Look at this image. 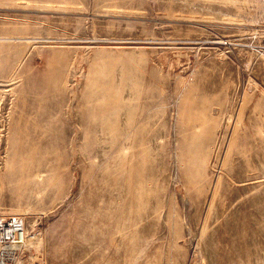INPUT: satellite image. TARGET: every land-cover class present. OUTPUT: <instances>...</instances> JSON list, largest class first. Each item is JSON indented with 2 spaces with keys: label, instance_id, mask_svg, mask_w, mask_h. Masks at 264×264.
<instances>
[{
  "label": "rangeland",
  "instance_id": "374dc122",
  "mask_svg": "<svg viewBox=\"0 0 264 264\" xmlns=\"http://www.w3.org/2000/svg\"><path fill=\"white\" fill-rule=\"evenodd\" d=\"M0 133L21 264H264V0H0Z\"/></svg>",
  "mask_w": 264,
  "mask_h": 264
},
{
  "label": "built area",
  "instance_id": "2783aa9c",
  "mask_svg": "<svg viewBox=\"0 0 264 264\" xmlns=\"http://www.w3.org/2000/svg\"><path fill=\"white\" fill-rule=\"evenodd\" d=\"M27 235L26 222L23 218H0V264L17 263Z\"/></svg>",
  "mask_w": 264,
  "mask_h": 264
},
{
  "label": "bare ground",
  "instance_id": "6f19581e",
  "mask_svg": "<svg viewBox=\"0 0 264 264\" xmlns=\"http://www.w3.org/2000/svg\"><path fill=\"white\" fill-rule=\"evenodd\" d=\"M4 131V130H3ZM1 132H2V130H1ZM3 133H5V132H3ZM1 134V133H0ZM4 135V134H3ZM0 139H2L1 137H0ZM1 142V141H0ZM5 158V157H4ZM3 161V160H2ZM1 165V164H0ZM1 167H2V165H1ZM43 173V172H42ZM3 216V215H2ZM0 218H2V217H0ZM39 236L37 237V236H35V239H28V236H27V239H26V241H25V247H27V248H29V247H31V246H34L35 244H37L38 242H39ZM17 264H21V261L20 260H18V263Z\"/></svg>",
  "mask_w": 264,
  "mask_h": 264
}]
</instances>
